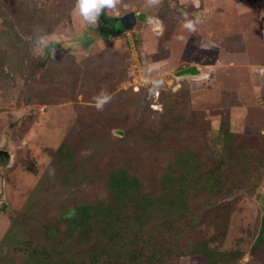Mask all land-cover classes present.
Segmentation results:
<instances>
[{
    "label": "rangeland",
    "instance_id": "obj_1",
    "mask_svg": "<svg viewBox=\"0 0 264 264\" xmlns=\"http://www.w3.org/2000/svg\"><path fill=\"white\" fill-rule=\"evenodd\" d=\"M76 3L0 0V264H32L53 241L60 264H91L84 241L50 228L116 193L118 170L157 205L143 228L128 192L133 232L208 254L170 264H264V0H115L95 24ZM131 10L132 29L102 33ZM189 65L201 73L174 74ZM176 195L183 211L167 206Z\"/></svg>",
    "mask_w": 264,
    "mask_h": 264
},
{
    "label": "trees",
    "instance_id": "obj_2",
    "mask_svg": "<svg viewBox=\"0 0 264 264\" xmlns=\"http://www.w3.org/2000/svg\"><path fill=\"white\" fill-rule=\"evenodd\" d=\"M105 26L103 25L101 29L104 35L109 33V29L111 32L125 31L121 27L113 26L108 29ZM111 184L116 193L67 209L63 215V223L60 220L51 225L50 232L55 236L53 240L62 236L63 239L73 238L84 241L88 258L91 257V264L105 257L115 258L116 264H170V261L175 258L193 251L207 257L208 254L202 245L191 247L187 243H179V245L169 246L162 237L159 238L161 242L159 245L151 229L133 232L132 221L121 218L119 214L124 208L123 202L128 197V192H133L132 199L140 209L137 213V220L143 223V228L150 225L152 205L157 207L153 203L155 197L145 198L137 195V192L132 190L130 175L125 170L115 172L112 175ZM160 188L166 190V184H161ZM167 206L174 212L183 211L185 201L176 195ZM261 230L264 232V225ZM60 242L53 241L51 248L42 251V255L30 257L32 264H60L52 257V252L62 249Z\"/></svg>",
    "mask_w": 264,
    "mask_h": 264
},
{
    "label": "clouds",
    "instance_id": "obj_3",
    "mask_svg": "<svg viewBox=\"0 0 264 264\" xmlns=\"http://www.w3.org/2000/svg\"><path fill=\"white\" fill-rule=\"evenodd\" d=\"M115 6V0H77L75 11H77L84 19V21L89 24H95L97 22L98 17L101 15V12L105 8H113ZM107 16V13H105ZM187 17V14H184ZM150 22V20H149ZM200 22L199 17L195 20L185 19V23L183 24V28L187 30H194L196 24ZM182 38V37H181ZM38 45H46L47 40L43 37L37 40ZM164 83L163 80H155L153 81V87H160ZM110 96L104 92H101L95 99V106L97 109H102L104 104L110 100ZM54 172V170H51Z\"/></svg>",
    "mask_w": 264,
    "mask_h": 264
},
{
    "label": "water",
    "instance_id": "obj_4",
    "mask_svg": "<svg viewBox=\"0 0 264 264\" xmlns=\"http://www.w3.org/2000/svg\"><path fill=\"white\" fill-rule=\"evenodd\" d=\"M120 27L123 28L125 31L132 29L137 23V13L134 10H131L124 15L120 16L119 18ZM201 73L199 67L197 65H189L183 68L178 69L174 72L177 77H182L186 75H199ZM0 158L9 159L10 153L8 150L0 148Z\"/></svg>",
    "mask_w": 264,
    "mask_h": 264
},
{
    "label": "flooded vegetation",
    "instance_id": "obj_5",
    "mask_svg": "<svg viewBox=\"0 0 264 264\" xmlns=\"http://www.w3.org/2000/svg\"><path fill=\"white\" fill-rule=\"evenodd\" d=\"M117 21H118V23H115V22H114V23H111V24L108 23V24H106L105 27L108 28V29H109V28H112L113 26H114V27H120L119 19H117ZM105 22H106V21H105Z\"/></svg>",
    "mask_w": 264,
    "mask_h": 264
}]
</instances>
